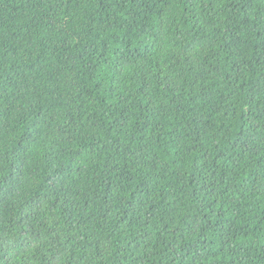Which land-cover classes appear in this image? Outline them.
Returning <instances> with one entry per match:
<instances>
[{
  "label": "trees",
  "instance_id": "16d2710c",
  "mask_svg": "<svg viewBox=\"0 0 264 264\" xmlns=\"http://www.w3.org/2000/svg\"><path fill=\"white\" fill-rule=\"evenodd\" d=\"M0 264H264V0H0Z\"/></svg>",
  "mask_w": 264,
  "mask_h": 264
}]
</instances>
